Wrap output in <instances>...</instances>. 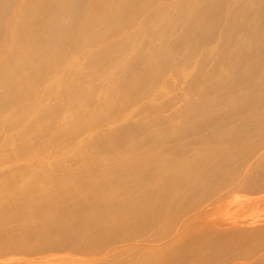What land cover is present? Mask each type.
Returning <instances> with one entry per match:
<instances>
[{
  "label": "bare ground",
  "instance_id": "obj_1",
  "mask_svg": "<svg viewBox=\"0 0 264 264\" xmlns=\"http://www.w3.org/2000/svg\"><path fill=\"white\" fill-rule=\"evenodd\" d=\"M235 46L238 61L231 52ZM167 47L175 52L165 53ZM147 48L151 59L143 64ZM136 49L126 78L132 67L152 70L154 52L165 53L173 65L180 51L189 63L201 57L203 70L218 55L214 72L205 76L213 79L210 86L201 84L199 71L188 92H214L221 98L195 108L189 104V111L178 108L156 121V131L122 132L116 148L127 136H134V147L118 150L108 161L83 156L82 163L36 167L20 161L26 168L2 169L0 254H24L26 247L69 249L101 255L86 264H122L121 255L129 252V263L140 264L155 253L148 264H161L158 252L194 227L206 199L242 189L264 191V0H0V140L9 147L0 154L10 150L15 158L24 156L44 140L31 138L39 123L64 116L65 106L81 99L63 87L70 79L87 89L112 84L107 92L116 99L130 95L133 85L102 74L112 57L122 59L120 52ZM68 51H76L70 62L65 61ZM89 68L95 71L88 74ZM152 78L161 80L162 74ZM57 97L62 101L55 114L51 100ZM88 102L93 104V98ZM40 106L44 115H36ZM119 128L110 122L89 131L84 142L103 146L110 131ZM36 182H44L38 200ZM196 240L190 243L193 257L188 245L165 263L264 264V223L209 230Z\"/></svg>",
  "mask_w": 264,
  "mask_h": 264
},
{
  "label": "rangeland",
  "instance_id": "obj_2",
  "mask_svg": "<svg viewBox=\"0 0 264 264\" xmlns=\"http://www.w3.org/2000/svg\"><path fill=\"white\" fill-rule=\"evenodd\" d=\"M96 25L101 26L102 24ZM103 26L108 27L109 25ZM37 36H41V34L38 33ZM223 38V35L218 36V39L220 40H223ZM168 48L169 47L164 49L165 53L171 52L172 54L175 52L174 50H167ZM126 51L120 52L123 53L122 59L112 57L107 65L108 68H105L107 71L102 74V78H107L108 80L114 77L116 78V81L121 84L133 85V90L130 95L125 97L122 96L119 99L112 97L107 92V90L112 88V84L108 85L106 89H101L99 87L87 89L76 86L71 79L68 83H63V87L69 88L72 91V94H80L81 99L74 101L71 100L68 105L65 106V110L62 111L65 114L64 116L57 117L56 115L53 119L42 120L41 123H39L36 132L31 135V138L36 136V138L42 137L44 140L40 142L37 141L32 149L26 152V155L15 158V151L10 150L8 153L0 154V171L6 167L8 170H12L14 167H16L17 170L26 168L20 161H32L36 164V167L42 165L52 166L57 163L69 164L77 161L82 163L83 156H96L101 160L108 161L109 158L117 156L118 150H128L131 152V149L134 147V136H127L123 139L121 148H116V139L122 132L130 130L141 132L149 127L150 130L156 131L160 128L158 125H155L156 121L158 119H165L166 117L175 115V111H177L178 108L182 107L185 111H189L191 110L187 108L189 104H194L193 108H195L196 105L210 103L213 100L218 101L219 98H221L219 93L214 92L206 93L207 96L202 95L201 93L191 95L188 92V89L193 82L191 79L194 78L195 80V78H198L196 76L201 77L203 74V82L201 84L205 86V88L210 86L213 79L209 78V80H205V76H210L214 72L215 68L213 67L217 66L215 64H218L219 62L218 55L212 56L211 62L207 64L208 66L203 70L202 67H200L201 57H198L196 61L189 63L186 61L185 53L180 51L179 53H175L177 60L173 65V63L170 62L171 58L167 55L164 58L163 55L165 53L163 54L162 51H158L153 53L156 58L154 59V67L152 70L132 67L133 74L130 75L129 78H126L128 73H131V70L129 71L125 69L130 65L131 60L136 55L138 49L133 52ZM142 52L145 53L146 50L143 49ZM231 52L235 53L233 54L234 60H240L241 54L236 46L231 47ZM75 53L76 51H68L65 54V61L70 62L71 56H74ZM149 54L150 49L147 48L146 59L143 61V64H146L151 59ZM180 58L183 60L182 64ZM213 64L215 66L211 67ZM80 67L85 69L83 64H81ZM110 69L116 71L115 75L110 72ZM94 71L95 69L89 68L88 74ZM198 72L201 75H199ZM153 73L162 74V79H153ZM145 75H147V77L142 79ZM86 78L87 76H84L82 81L86 80ZM189 82L191 85H189ZM100 83V80L93 82L94 86L99 85ZM184 86L186 88L185 91ZM82 92L84 94H82ZM177 95H180V97ZM90 97L93 98V104L88 102ZM175 97H179V99H177L179 102ZM43 101V98H39L38 105H42ZM61 101L62 98L60 97L51 100L53 112L55 114L58 112V107L60 106ZM97 106H99L98 109ZM170 106L172 107L171 109H169ZM96 109L98 110L97 112L95 111ZM94 111L96 113H94ZM44 113L45 110L43 106L36 109V115H44ZM28 115L29 114L27 113V116ZM110 122L120 124L121 128L110 131L109 141L105 142L103 146L96 147L84 142V137L89 131L92 130V132H98L102 126ZM129 123L138 125L131 127ZM80 125L81 127H85L84 131L79 130ZM94 125H96V128L92 129ZM115 126L116 125H113L112 127ZM157 133L159 134L158 136H163L160 131H157ZM45 139L55 143L47 144ZM8 149L9 147L5 142L0 140V150L6 152ZM79 151H82L83 155H74V153ZM32 154H36V156H32ZM19 166H21V168H19ZM42 183L39 184L36 182V200L44 196L43 191L41 190ZM211 198H208V201L206 199L205 201L207 202L204 201L202 207L204 206L205 208L203 207V210L200 209L201 211L199 210L196 212H199V216L193 221L195 228L193 227L194 229L190 228L189 231H186L182 236V240L180 239L178 242L170 244L158 252L163 259L161 264H166L165 261L169 260L171 256H177L182 252L180 249L181 247L190 245L195 239L198 241V239H200L204 233L209 232V230H216L219 228L226 229L227 227L231 228L233 225H260L264 223V191L250 193L242 189L229 193V195L226 194L225 196L219 197L221 198L219 200L216 199L218 198L217 196L216 198ZM213 201L216 203H213ZM43 229L46 228L39 227L38 230ZM38 241L40 243L39 239ZM195 244L197 246L199 245V243ZM191 248H194L192 244L190 247H187L188 255L193 257L195 255V252L193 251L195 250H192ZM26 249L27 252H23L24 254L20 252L18 254L14 253L15 255L13 253H1L0 264H86L90 260L96 261L101 259V255H94L91 253L92 251L72 252L69 249L64 251H47L42 249L29 251V248L27 247ZM249 252L251 251L243 253ZM44 253L47 254L45 255ZM154 255L155 253L148 254L147 257L142 258L140 264H148ZM43 256L44 258H42ZM127 256H129V258ZM118 257H115V261L118 262V259L120 260V258H122V264L126 261V264H131L128 261V259L130 260L131 258L129 252L123 253L120 258Z\"/></svg>",
  "mask_w": 264,
  "mask_h": 264
}]
</instances>
